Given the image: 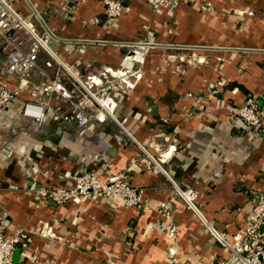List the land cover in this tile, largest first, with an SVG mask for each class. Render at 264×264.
<instances>
[{
	"label": "crops",
	"instance_id": "crops-1",
	"mask_svg": "<svg viewBox=\"0 0 264 264\" xmlns=\"http://www.w3.org/2000/svg\"><path fill=\"white\" fill-rule=\"evenodd\" d=\"M12 1L53 34L66 62H82L92 87L129 83L116 94L117 116L149 153L166 154L164 166L182 188L198 191L201 214L187 208L166 176L150 171L141 147L117 124L79 130L54 122L52 112L67 105L64 94H55L52 110L37 122L23 115L24 90L0 109L4 232L11 237L23 228L30 235L14 264H173L170 249L178 262L237 264L202 217L233 243L264 194V135L228 110L254 99L264 115V0H183L157 8L122 0L123 13L113 21L103 0ZM47 59L40 51L31 85L55 75ZM5 64L0 48V82ZM16 83L12 78L10 87ZM84 171L103 181L126 175L142 190L143 205L37 201L39 187L69 186Z\"/></svg>",
	"mask_w": 264,
	"mask_h": 264
},
{
	"label": "built area",
	"instance_id": "built-area-1",
	"mask_svg": "<svg viewBox=\"0 0 264 264\" xmlns=\"http://www.w3.org/2000/svg\"><path fill=\"white\" fill-rule=\"evenodd\" d=\"M154 7L163 4L178 5L183 0H148ZM107 19L113 21L119 18L124 10L122 0H103ZM53 34L48 30H39L34 21L23 16L12 0H0V48L6 57L3 79L0 82V109L10 107L20 92L28 91L29 98L24 102L23 115L27 118L44 121L48 111L52 110L51 102L55 94H64L66 106L53 111L54 122L76 126L79 130L92 125H104L108 122L117 124L121 133L134 140L145 153L149 161V169L154 174H163L170 181L178 196L187 208L200 214L196 204L198 191L193 188H182L166 170L167 161L164 153H149L142 146L126 125V120L117 116V92H123L128 86L125 79L108 82L106 85L94 88L87 80L82 68V62L76 59L72 64L66 62L53 48ZM47 54L44 62L46 68L55 69L53 77L37 86L31 85L30 74L38 66L39 52ZM132 59L143 63L144 58L135 55ZM139 77V76H138ZM17 80L11 88L10 80ZM68 85L70 88H68ZM228 110L239 117L248 127L264 135V115L257 101L249 99L244 107L229 106ZM172 150V148H171ZM69 186L39 187L35 193L39 203L52 200L63 205L79 199L120 200L127 206L141 207L143 192L128 182L126 175H119L109 181H103L92 171L72 177ZM211 235L225 248H228L237 264H264V194L254 200L251 217L245 231L234 238L231 243L224 234L217 231L203 217ZM9 226L7 213L0 205V264H14V254L25 246L29 234L23 228H17L11 237L5 234ZM45 233V232H43ZM171 237L175 229L169 230ZM173 264H193L178 262L172 249L169 250ZM222 264H228L222 263Z\"/></svg>",
	"mask_w": 264,
	"mask_h": 264
},
{
	"label": "water",
	"instance_id": "water-1",
	"mask_svg": "<svg viewBox=\"0 0 264 264\" xmlns=\"http://www.w3.org/2000/svg\"><path fill=\"white\" fill-rule=\"evenodd\" d=\"M14 255H15V256H14V260H15V261H18L19 256H20V252H19V251H16Z\"/></svg>",
	"mask_w": 264,
	"mask_h": 264
}]
</instances>
